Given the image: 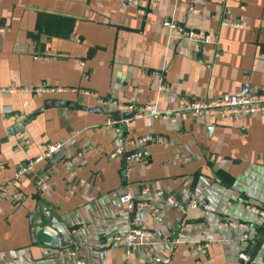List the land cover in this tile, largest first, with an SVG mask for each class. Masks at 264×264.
<instances>
[{"label":"crops","instance_id":"obj_1","mask_svg":"<svg viewBox=\"0 0 264 264\" xmlns=\"http://www.w3.org/2000/svg\"><path fill=\"white\" fill-rule=\"evenodd\" d=\"M137 1L0 0V88H66L0 92V264H264V218L245 206L264 208V112L192 116L178 105L243 84L264 91V0ZM164 19L214 34L219 56L213 45L197 51ZM113 101L172 115L119 119ZM146 134L165 142L126 145L141 159L113 155ZM49 144L61 145L57 163L12 180ZM45 212L66 230L63 243L46 242ZM223 220L247 224L248 238ZM133 227L152 236L131 248L113 240Z\"/></svg>","mask_w":264,"mask_h":264},{"label":"built area","instance_id":"obj_2","mask_svg":"<svg viewBox=\"0 0 264 264\" xmlns=\"http://www.w3.org/2000/svg\"><path fill=\"white\" fill-rule=\"evenodd\" d=\"M127 3H131L138 6L137 0H124ZM142 9L139 8L138 11H141ZM222 25L225 26H231L234 28H239L241 24L238 21H231L227 19H223L221 21ZM162 26L167 28L170 32H175L176 36L178 38H186L189 40H192L197 44L196 50L198 51V48L200 45H213L214 52L213 56L218 57L219 51L217 48V37L214 34H211L207 31L194 29L187 27L185 25H181L177 23L176 21L172 19H164L162 21ZM2 30V29H0ZM150 74H152L154 77L160 79V82L162 83L159 85L160 91H168L169 86L164 81L163 73L159 70L152 71ZM61 90H66V88L61 87H53L48 86L45 84H42L38 87H24V86H17V85H10L4 88H0V92H19V91H28L31 93H45V92H57ZM102 103H105L106 100L101 99ZM113 104L115 106V110L117 112H131L133 117H143V116H171L172 113L169 110H160L155 105L150 104H143V105H135V104H129V103H120L113 101ZM178 105L179 109L181 111L188 112L192 116H201V115H210V116H231L238 113H256V112H264V91H252L251 88L243 84L239 90L235 93L231 94H222L218 97L214 98H190V97H181L178 99ZM127 120V119H126ZM125 120V121H126ZM172 120H174V117H172ZM165 137L159 134H146L143 136H140L134 140H127L126 144L119 146L113 155L116 154H126L127 158L129 159H141L142 153L139 150L127 153L126 145H143V144H151V143H164ZM61 147L60 144H49L46 146L45 150L36 156L35 158H32L28 161H25L24 163H21L17 166L13 173L12 180L14 181H20L22 176H24L26 173L33 170L36 163L41 161H48L50 160L55 152ZM80 155V154H78ZM77 155V156H78ZM7 191V184H0V197L4 196ZM146 193V190H143V194ZM159 193V192H158ZM14 198L17 197V194L12 195ZM121 201L126 203L127 206L130 208L133 203V198L129 193H124L121 196ZM167 202H169L171 205L177 206L184 210V206L175 199L174 196H168ZM141 205H145L144 202H141ZM190 207L197 208L201 204L197 203L194 200H191L188 204ZM246 207L250 208L254 213H256L258 216L264 218V208L254 206V205H245ZM220 227L224 226H232V227H242L244 228L245 232L242 235V239L248 238V230L249 226L243 222L235 221V220H223L219 223ZM152 236V233L149 230L133 227L130 230H128L123 236L116 235L113 237V240L119 241L124 240L126 246L128 248H131L132 246L143 242V239L149 238ZM205 246H208V243H204ZM71 255L75 254L74 250H71L69 252ZM239 257L243 260H246L245 253H240ZM77 264H83V262L79 259L76 262Z\"/></svg>","mask_w":264,"mask_h":264},{"label":"water","instance_id":"obj_3","mask_svg":"<svg viewBox=\"0 0 264 264\" xmlns=\"http://www.w3.org/2000/svg\"><path fill=\"white\" fill-rule=\"evenodd\" d=\"M49 105H53V106H64V105H68V106H72L73 104L70 102H64V101H57V100H49L46 101L44 106L48 107ZM82 109H86L85 106H81ZM90 111H99V109L96 108H87ZM113 117L115 118H123V119H128V118H132L133 115L131 112H117L113 114ZM62 148H60L56 154L53 155V157L48 160L47 162V168L53 166L55 163H57L61 158H62ZM123 157H125V154H123ZM44 216L46 217V220L48 222V228L42 227L41 228V232L44 233L48 239H47V243L51 244V245H57L58 242L63 243V238H65L67 236V232L66 230L63 228V226H61V224H59V222L52 216L49 215L48 212L44 213Z\"/></svg>","mask_w":264,"mask_h":264}]
</instances>
